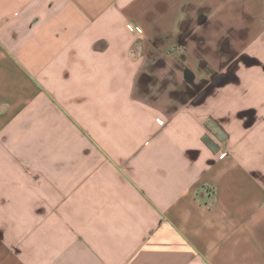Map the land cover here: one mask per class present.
<instances>
[{
	"label": "crops",
	"instance_id": "obj_1",
	"mask_svg": "<svg viewBox=\"0 0 264 264\" xmlns=\"http://www.w3.org/2000/svg\"><path fill=\"white\" fill-rule=\"evenodd\" d=\"M0 264H264V0H0Z\"/></svg>",
	"mask_w": 264,
	"mask_h": 264
},
{
	"label": "built area",
	"instance_id": "obj_2",
	"mask_svg": "<svg viewBox=\"0 0 264 264\" xmlns=\"http://www.w3.org/2000/svg\"><path fill=\"white\" fill-rule=\"evenodd\" d=\"M134 29H136V28H134ZM162 123H163V121H161Z\"/></svg>",
	"mask_w": 264,
	"mask_h": 264
}]
</instances>
